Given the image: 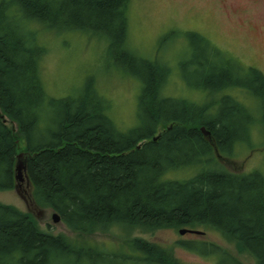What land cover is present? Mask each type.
I'll return each instance as SVG.
<instances>
[{
	"label": "trees",
	"instance_id": "1",
	"mask_svg": "<svg viewBox=\"0 0 264 264\" xmlns=\"http://www.w3.org/2000/svg\"><path fill=\"white\" fill-rule=\"evenodd\" d=\"M129 1L0 0V190L15 187L23 153L34 201L58 213L73 231L211 226L264 264V174L208 166L216 154L230 155L235 144L250 139L253 115L227 90L246 89L264 104V73L190 32L182 75L198 81L189 87L211 97L198 103L165 94L170 67L129 47ZM35 25L104 39L112 63L140 82L138 125L118 128L92 78L77 94L50 96L40 72L47 49ZM192 165L199 170L190 178L166 177ZM184 243L218 255L219 264H242L217 244ZM127 247L117 255L77 245L41 230L30 213L0 203V255L7 257L0 264H82L86 258L102 264L114 257L182 264L171 248L143 238L129 240Z\"/></svg>",
	"mask_w": 264,
	"mask_h": 264
},
{
	"label": "rangeland",
	"instance_id": "2",
	"mask_svg": "<svg viewBox=\"0 0 264 264\" xmlns=\"http://www.w3.org/2000/svg\"><path fill=\"white\" fill-rule=\"evenodd\" d=\"M128 16L129 47L139 56L159 60L170 67L164 87L165 94L169 96L198 103H205L211 97L209 93L189 87V83L195 85L198 81L185 80L182 75L181 63L188 58L191 49L190 32L209 38L245 68L253 66L264 73V0H130ZM35 27L47 49L40 61V72L50 96L77 94L86 80L92 78L107 100L109 113L118 128L128 131L138 125L140 82L125 72L127 70L112 63L104 39L80 31L58 33L42 25ZM227 91L253 115L250 139L235 144L230 155L219 157L216 154L215 162L208 166H223L237 173L258 170L264 174V104L246 89L235 87ZM8 124L18 132L16 123L8 120ZM198 170L199 165L187 166L169 171L166 177L187 179ZM0 203L30 213L45 232L65 235L77 245L91 246L108 254L128 252L129 240L139 237L171 248L182 264H219L220 261L218 255L203 254L184 242L198 245L201 242L214 243L234 255L242 264H257L248 251H242L236 242L229 241L211 226H198L193 228L198 233L185 234L180 233L181 228L146 230L124 225H112L108 231L78 233L62 220L55 222L51 208L36 204L32 185L28 184L26 178L16 180L13 189L0 190ZM92 257L95 258V255ZM6 258L5 253L0 255V261ZM90 262L97 264L100 261L86 258L82 264ZM105 262L102 264H144L122 262L115 257ZM63 264L74 263L65 261ZM227 264L231 262L227 261Z\"/></svg>",
	"mask_w": 264,
	"mask_h": 264
},
{
	"label": "water",
	"instance_id": "3",
	"mask_svg": "<svg viewBox=\"0 0 264 264\" xmlns=\"http://www.w3.org/2000/svg\"><path fill=\"white\" fill-rule=\"evenodd\" d=\"M201 129L206 135L210 134V132L207 131L205 127H202ZM23 155H24L23 153H20L18 155V161H17V165H16V180L17 181H19V180L23 181L26 178L28 184H30L29 178L25 174V168L26 167H25V161L23 160ZM24 176H25V178H24ZM53 219L55 222L61 221L60 215L56 212L53 213ZM179 231L181 234L198 233L199 232L198 230L193 229V228H181Z\"/></svg>",
	"mask_w": 264,
	"mask_h": 264
}]
</instances>
